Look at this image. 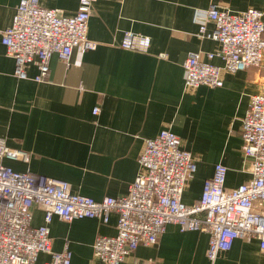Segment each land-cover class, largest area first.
<instances>
[{"label": "crops", "instance_id": "1", "mask_svg": "<svg viewBox=\"0 0 264 264\" xmlns=\"http://www.w3.org/2000/svg\"><path fill=\"white\" fill-rule=\"evenodd\" d=\"M20 0H0V140L30 154L28 164L3 160L16 172H30L66 181L72 194L101 201L119 198L140 171L138 158L147 139L168 129L196 163L182 202L198 201L203 182L220 163L227 169L225 187L247 183L241 151V123L252 96L264 92V58L257 68L224 73L220 88L185 90L183 62L188 53L215 52L218 44L199 39L197 13L216 6L235 14L255 9L264 0H96L87 38L95 48L75 49L66 67L56 56L42 82L35 61L26 66V79L14 76V60L1 44V33L13 20ZM79 0H40L46 9L73 15ZM211 32L213 25L208 23ZM150 39L145 53L120 47L124 33ZM212 63L223 66L219 59ZM98 107L99 112L92 111ZM117 216L104 225L96 219L70 223L54 218L49 225L51 250L68 243L70 264H103L92 246L99 236L116 234ZM43 224V212L32 209L31 225ZM208 235L166 227L154 246L140 245L122 264H206ZM50 257L41 253L35 264ZM215 264H264L259 242L235 240Z\"/></svg>", "mask_w": 264, "mask_h": 264}, {"label": "built area", "instance_id": "2", "mask_svg": "<svg viewBox=\"0 0 264 264\" xmlns=\"http://www.w3.org/2000/svg\"><path fill=\"white\" fill-rule=\"evenodd\" d=\"M96 0H79L71 16L46 9L40 0H20L11 25L2 31L1 44L14 60V76L26 79V66L35 61L42 82L52 56L66 67L75 49L87 52L95 43L87 38L88 21ZM262 12L247 9L240 13L210 6L197 13L199 39L215 41V52H190L183 62L185 90L199 86L220 88L224 73L235 74L257 68L264 58ZM213 30L208 32L206 25ZM150 39L126 32L120 47L145 53ZM222 61L223 66L212 63ZM99 112L98 107L92 111ZM241 151L250 181L237 188L225 187L227 169L218 163L211 178L203 182L198 201L182 202L187 183L194 177L196 163L182 148L174 133L163 129L144 142L138 158L140 171L123 197L95 201L70 192L66 181L30 172H16L3 160L28 164L30 154L7 147L0 140V264H35L39 254L50 259L45 264H70L71 252L65 243L61 252L51 250L49 225L54 218L70 223L77 219H96L106 225L117 216L116 234L99 236L92 250L103 264H122L138 246H154L170 224L181 232L208 235L206 264H215L235 240H257L264 252V92L251 97L241 123ZM43 212V224L32 227V209Z\"/></svg>", "mask_w": 264, "mask_h": 264}, {"label": "bare ground", "instance_id": "3", "mask_svg": "<svg viewBox=\"0 0 264 264\" xmlns=\"http://www.w3.org/2000/svg\"><path fill=\"white\" fill-rule=\"evenodd\" d=\"M38 258V257H37ZM97 260V259H96ZM99 261V260H98ZM102 263V262H101Z\"/></svg>", "mask_w": 264, "mask_h": 264}]
</instances>
